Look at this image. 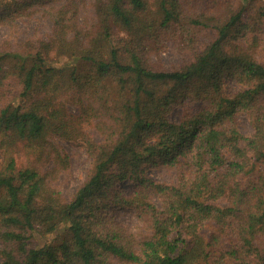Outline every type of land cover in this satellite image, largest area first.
<instances>
[{"label":"trees","instance_id":"1","mask_svg":"<svg viewBox=\"0 0 264 264\" xmlns=\"http://www.w3.org/2000/svg\"><path fill=\"white\" fill-rule=\"evenodd\" d=\"M87 1L0 0V22L40 11L51 25L22 53L0 49V264H264V2L92 0L82 22ZM170 32L192 52L163 71L152 57ZM184 98L201 105L173 123ZM54 138L91 162L70 201L52 184L69 166ZM159 163L174 184L146 175ZM124 180L129 195L115 189Z\"/></svg>","mask_w":264,"mask_h":264},{"label":"rangeland","instance_id":"2","mask_svg":"<svg viewBox=\"0 0 264 264\" xmlns=\"http://www.w3.org/2000/svg\"><path fill=\"white\" fill-rule=\"evenodd\" d=\"M222 1L220 3L222 4L221 12L223 11L222 7L224 5ZM232 1L238 4L239 0ZM263 2L264 0H250L248 3V5L250 4L248 7L250 13L260 8ZM92 3V0H88L80 10V20L82 22H89L93 19L94 8ZM50 27L49 19L40 11H30L11 23H8V21L0 22V49L7 52L19 51L22 53V46L26 40L37 38L45 39L50 34ZM173 35L175 34H171L170 32L169 35L165 36L166 38L162 41L160 50L152 57L163 71L177 70L181 66L184 60L183 58L188 56V53L192 52L191 49L188 50L187 48H183L179 40ZM211 38L212 34L209 32H200L198 39L203 45L201 47L204 48ZM207 59L209 58L206 57L203 59V63ZM254 83L256 85L258 82L254 80ZM252 85L253 84L250 82L249 88L254 87ZM257 86L258 85H256V87ZM244 88L242 83L236 81H227L226 84V91L228 92H234ZM200 105L201 102L198 99H179L171 107L168 119L173 123H178L186 113L194 112ZM76 108V106L70 105V110L72 112H75L77 110ZM93 122L94 121L91 123ZM238 126L239 130L244 135L251 133L249 122L244 116L238 118ZM85 130L89 135H92L95 140H101L102 137L90 123L86 124ZM52 142L60 148L61 151L65 152L69 161L67 170L60 173L52 184L60 191L65 201H70L78 186L85 180L91 162L83 146L79 143L59 138H54ZM176 172L175 169H170L164 164L159 163L147 167L146 175L153 181L159 183L174 184L176 181ZM135 188V184L128 180L117 182L115 185V189L120 190L126 195L131 194ZM107 215L120 223L127 231L133 233L137 238H140L146 233V229L138 219L136 212L132 209L110 205L107 210ZM207 229L209 232L215 230V228L210 227H207Z\"/></svg>","mask_w":264,"mask_h":264}]
</instances>
